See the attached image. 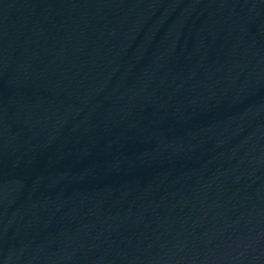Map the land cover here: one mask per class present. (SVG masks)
I'll use <instances>...</instances> for the list:
<instances>
[{
	"label": "water",
	"instance_id": "water-1",
	"mask_svg": "<svg viewBox=\"0 0 264 264\" xmlns=\"http://www.w3.org/2000/svg\"><path fill=\"white\" fill-rule=\"evenodd\" d=\"M0 264H264V0H0Z\"/></svg>",
	"mask_w": 264,
	"mask_h": 264
}]
</instances>
